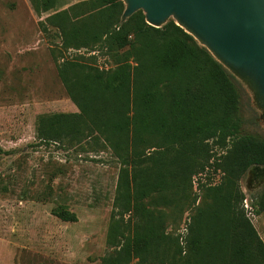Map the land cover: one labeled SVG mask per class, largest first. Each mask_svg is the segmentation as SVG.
Instances as JSON below:
<instances>
[{"label": "rangeland", "instance_id": "obj_1", "mask_svg": "<svg viewBox=\"0 0 264 264\" xmlns=\"http://www.w3.org/2000/svg\"><path fill=\"white\" fill-rule=\"evenodd\" d=\"M81 1L57 0L52 10L35 13L28 0H0V264H101L100 258L117 254L125 260L143 220L132 204L124 210L132 191L119 185V171H127L130 187L135 169L154 153L170 161L165 188L139 204L160 215L166 235L177 237L181 264L193 250L188 224L209 205L208 189L216 185L229 189L231 202L264 244V211L255 215L249 199L240 206L233 193L236 187L248 197L243 178L227 185L219 170L226 148L213 139L205 141L202 154L179 156L175 146L152 148L153 140L106 141L98 134L47 143L36 138L39 116L77 112L57 66L74 60L107 71L123 51L115 54L101 44L64 50L55 28L47 26L44 36L39 32L37 24L53 11ZM238 96L240 134L262 137L247 94L240 89ZM55 207L75 220H59L51 213Z\"/></svg>", "mask_w": 264, "mask_h": 264}, {"label": "trees", "instance_id": "obj_2", "mask_svg": "<svg viewBox=\"0 0 264 264\" xmlns=\"http://www.w3.org/2000/svg\"><path fill=\"white\" fill-rule=\"evenodd\" d=\"M28 1L35 13H45L57 0ZM122 9L119 0H84L37 24L43 36L47 26L55 28L64 50L101 44L115 54L123 51L107 71L63 60L56 74L77 112L39 116L36 138L47 143L98 134L106 141L153 140L152 148L175 146L179 156L202 154L205 141L213 139L226 148L219 170L227 185L241 180L250 166H264V134H240V84L171 20L153 28L137 11L121 23ZM169 164L154 153L135 169L130 187L127 171L120 169L119 185L133 193L124 210H132L129 204L138 209L143 226L125 260L117 254L100 258L101 264L133 259L134 264H181L177 237L166 235L160 215L139 204L164 190ZM208 191L209 205L198 209L187 227L193 248L187 264H264V244L241 207L231 202L229 189L216 185ZM233 196L240 206L249 199L255 215L264 211V185L247 198L235 187ZM51 213L64 222L75 220L62 207Z\"/></svg>", "mask_w": 264, "mask_h": 264}, {"label": "water", "instance_id": "obj_3", "mask_svg": "<svg viewBox=\"0 0 264 264\" xmlns=\"http://www.w3.org/2000/svg\"><path fill=\"white\" fill-rule=\"evenodd\" d=\"M119 22L140 11L146 25L168 20L241 86L264 133V0H119ZM248 194L264 185V166H250L242 181Z\"/></svg>", "mask_w": 264, "mask_h": 264}, {"label": "flooded vegetation", "instance_id": "obj_4", "mask_svg": "<svg viewBox=\"0 0 264 264\" xmlns=\"http://www.w3.org/2000/svg\"><path fill=\"white\" fill-rule=\"evenodd\" d=\"M256 192V191H255ZM254 193V192H253Z\"/></svg>", "mask_w": 264, "mask_h": 264}]
</instances>
